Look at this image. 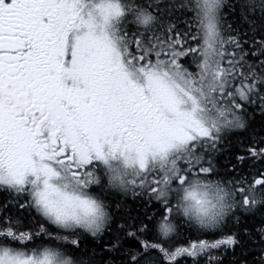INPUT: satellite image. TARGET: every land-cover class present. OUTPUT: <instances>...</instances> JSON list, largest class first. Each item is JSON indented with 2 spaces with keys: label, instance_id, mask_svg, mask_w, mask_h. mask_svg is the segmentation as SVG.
Segmentation results:
<instances>
[{
  "label": "snow or ice",
  "instance_id": "obj_1",
  "mask_svg": "<svg viewBox=\"0 0 264 264\" xmlns=\"http://www.w3.org/2000/svg\"><path fill=\"white\" fill-rule=\"evenodd\" d=\"M0 264H264V0H0Z\"/></svg>",
  "mask_w": 264,
  "mask_h": 264
}]
</instances>
